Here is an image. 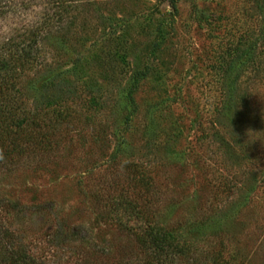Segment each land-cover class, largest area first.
Masks as SVG:
<instances>
[{"label": "rangeland", "instance_id": "374dc122", "mask_svg": "<svg viewBox=\"0 0 264 264\" xmlns=\"http://www.w3.org/2000/svg\"><path fill=\"white\" fill-rule=\"evenodd\" d=\"M0 87V193L43 207L5 222L39 262L133 260L142 207L264 264V0H0Z\"/></svg>", "mask_w": 264, "mask_h": 264}, {"label": "trees", "instance_id": "16d2710c", "mask_svg": "<svg viewBox=\"0 0 264 264\" xmlns=\"http://www.w3.org/2000/svg\"><path fill=\"white\" fill-rule=\"evenodd\" d=\"M4 114H7V112L4 111L0 101V117ZM6 130L11 129L7 128V122L0 120V133L5 134ZM1 139L0 156L5 151L3 146L4 139ZM16 147L17 145L13 146L12 150H17ZM20 150L22 148L17 151ZM4 155L2 156L4 157ZM3 169V158H0V172ZM42 208L41 205L22 206L17 201H12L0 193V264H43V262H39L38 259L27 252V248L22 242L23 235L20 234V231L13 229V225L10 222L6 224L4 217L8 213L21 220L26 215L35 213ZM131 210L130 215L138 222V226L135 229L131 227L124 229L130 231L134 236L140 254L135 255L136 258L133 260L123 256L114 264H232L220 252H206L201 257H197L195 249L186 244L185 240H180L179 227L170 229L158 227L151 223V219L146 215L144 208L131 207ZM57 229H59L60 236L62 235L64 239L85 240L79 236L80 227H74L69 232L66 229L64 220L59 221ZM82 264L93 263L85 259Z\"/></svg>", "mask_w": 264, "mask_h": 264}, {"label": "clouds", "instance_id": "9594fccd", "mask_svg": "<svg viewBox=\"0 0 264 264\" xmlns=\"http://www.w3.org/2000/svg\"><path fill=\"white\" fill-rule=\"evenodd\" d=\"M15 8H16V6H14V5H8V6H7V9H8V10L15 11ZM21 19L23 20V23H24L25 26H27V25L30 24V19H31L30 17L27 18V19H24L23 17H21Z\"/></svg>", "mask_w": 264, "mask_h": 264}]
</instances>
